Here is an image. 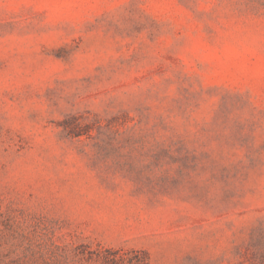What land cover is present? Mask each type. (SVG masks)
I'll list each match as a JSON object with an SVG mask.
<instances>
[{
    "label": "rangeland",
    "instance_id": "rangeland-1",
    "mask_svg": "<svg viewBox=\"0 0 264 264\" xmlns=\"http://www.w3.org/2000/svg\"><path fill=\"white\" fill-rule=\"evenodd\" d=\"M0 264H264V0H0Z\"/></svg>",
    "mask_w": 264,
    "mask_h": 264
}]
</instances>
